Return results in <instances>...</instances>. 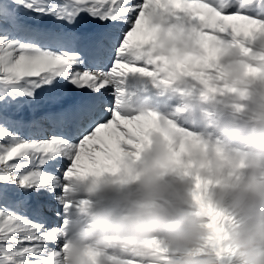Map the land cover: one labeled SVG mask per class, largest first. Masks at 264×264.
<instances>
[{
	"label": "clouds",
	"instance_id": "9594fccd",
	"mask_svg": "<svg viewBox=\"0 0 264 264\" xmlns=\"http://www.w3.org/2000/svg\"><path fill=\"white\" fill-rule=\"evenodd\" d=\"M152 25L155 40L125 56L115 107L155 126L118 173L70 178L61 264H264V25L216 43L191 19ZM149 87L174 98L170 112ZM192 114L199 127L182 126Z\"/></svg>",
	"mask_w": 264,
	"mask_h": 264
},
{
	"label": "snow or ice",
	"instance_id": "6c2138e0",
	"mask_svg": "<svg viewBox=\"0 0 264 264\" xmlns=\"http://www.w3.org/2000/svg\"><path fill=\"white\" fill-rule=\"evenodd\" d=\"M82 16L99 22L84 37L74 31ZM154 18L191 19L216 43L264 25V0H0V264H61L70 178L118 173L129 156L123 146L139 148L154 128L155 117L125 120L115 107L125 56L155 40ZM43 19L54 26L40 27ZM72 94L73 103L39 118L10 114ZM41 194L57 203L51 228L25 215ZM193 195L215 230L221 214L204 202L199 180Z\"/></svg>",
	"mask_w": 264,
	"mask_h": 264
},
{
	"label": "bare ground",
	"instance_id": "6f19581e",
	"mask_svg": "<svg viewBox=\"0 0 264 264\" xmlns=\"http://www.w3.org/2000/svg\"><path fill=\"white\" fill-rule=\"evenodd\" d=\"M59 1V0H56ZM35 23V22H33ZM40 27H53V21L49 19H43L39 21ZM99 26V22L93 21L90 18L86 16H82L81 22L76 25L74 31L80 35L81 37L87 36L89 33L94 32ZM148 96L152 100V103L154 106L159 109L161 112H170L173 107V97L172 96H159L158 93L154 90H152L150 87L148 88ZM40 94H38L39 96ZM75 100V94L69 95L67 98H65L62 102V104L59 105H53L51 103H47L45 101H40V103L36 106L37 111L33 113L29 108L25 107L23 110H21L18 113H15L14 110L12 111L13 118L18 120H24L29 121L33 118H39V116L43 115L46 112L49 111H55L59 107L67 106L71 103H73ZM199 120L200 117L196 114L188 115L186 116L180 123L182 126L190 127L191 125H197L199 127ZM125 151L130 150L129 146L125 145L123 146ZM67 162L61 161V164H66ZM50 171H54V169H49ZM42 199H37L33 195L28 201L27 208L28 211L25 213V215L28 216V218L34 222H42L45 224L46 227H53L60 223V217L56 215L57 209V203L54 199L47 196V194H41ZM45 200V201H44ZM49 205L51 206L50 214L44 213L43 210L45 208L49 209ZM36 212H39L40 214H34ZM46 212V211H45ZM34 217V218H33Z\"/></svg>",
	"mask_w": 264,
	"mask_h": 264
},
{
	"label": "rangeland",
	"instance_id": "374dc122",
	"mask_svg": "<svg viewBox=\"0 0 264 264\" xmlns=\"http://www.w3.org/2000/svg\"><path fill=\"white\" fill-rule=\"evenodd\" d=\"M53 2H63V0H59V1H56V0H53ZM42 116V115H41ZM40 117V116H39ZM34 197H36L35 195H33ZM42 196H40L39 198H37V199H42L41 198ZM45 201V200H44ZM52 210V209H51ZM44 211V213H48V214H50V210L47 208H45V210H43ZM46 211V212H45ZM34 218V217H33Z\"/></svg>",
	"mask_w": 264,
	"mask_h": 264
}]
</instances>
